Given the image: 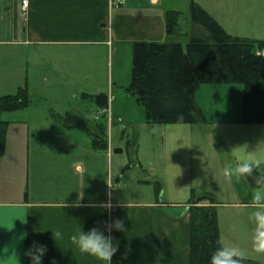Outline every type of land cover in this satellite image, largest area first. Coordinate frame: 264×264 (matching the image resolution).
Returning a JSON list of instances; mask_svg holds the SVG:
<instances>
[{
	"label": "crops",
	"instance_id": "0c3cea01",
	"mask_svg": "<svg viewBox=\"0 0 264 264\" xmlns=\"http://www.w3.org/2000/svg\"><path fill=\"white\" fill-rule=\"evenodd\" d=\"M119 1L29 0V9L25 12L23 0H0V96L15 94L25 86L32 94L38 80L52 87L53 79L66 77L64 73L71 71L67 64L55 63L42 76H37V69L32 75L26 73L25 49L30 45L36 47L34 61L49 58L59 62L82 48L118 53L120 47L128 44L134 47L137 41L161 42L156 38L165 36L170 39L166 15L170 10L179 11L172 7L177 0H123V5L114 7L113 3ZM180 1L189 5L193 1L206 7L201 0ZM37 64L42 70L43 66ZM114 80L112 73L110 86L115 84ZM80 94L84 98L89 93L81 89ZM96 94L101 93L89 95ZM195 98L207 121L194 125L203 127L208 144L198 142L187 147H191L193 160L186 167L187 172L182 171L191 173L197 188L194 185L178 187L184 192L180 201L176 197L159 199L158 185L152 200H139L143 197L137 195L128 199L125 194L106 192L110 187L108 179L107 189L105 184L98 188L97 176L89 172L87 145L82 155V145L77 139L80 137L77 133L84 131L76 127L35 124L10 130L6 153L0 157V264H31L25 253L34 243L47 247L42 264L53 261L55 264H106L81 253L70 237L80 229L87 232L98 227L104 231L106 222L118 219L124 221L127 230L111 232L114 242H119V251L111 264H190L189 209L191 197L197 192L217 198L222 246L238 247L225 234L230 232L224 220L226 210L235 209L240 215L248 209L251 212L257 188L247 178L225 177L223 171L250 153L264 159V122H245L243 84L202 85ZM95 106L99 108L96 103ZM222 135L231 139L226 143L217 142ZM91 147L102 150L94 149L92 141ZM112 149L108 146L103 151ZM166 170L162 166L161 176L168 182ZM259 170L264 176V163ZM158 172L154 170L156 175ZM117 181L118 185L122 182L120 178ZM160 183L163 181L157 182ZM56 230L63 236L55 241L52 232ZM242 235L245 236L239 231L237 237ZM251 235L248 238L254 242L255 232ZM244 258L260 262L257 257L244 255Z\"/></svg>",
	"mask_w": 264,
	"mask_h": 264
},
{
	"label": "rangeland",
	"instance_id": "374dc122",
	"mask_svg": "<svg viewBox=\"0 0 264 264\" xmlns=\"http://www.w3.org/2000/svg\"><path fill=\"white\" fill-rule=\"evenodd\" d=\"M201 1L206 5V7L203 5L201 7L211 16L213 15L217 21L223 22L224 28L231 35L264 40V0ZM174 3L172 7L181 11L185 17L183 25H186L185 30L188 34L182 35L177 41L186 48L192 35L190 5L184 4L180 0ZM156 39L162 43L171 40L167 36ZM35 49L36 47L31 45L25 49L26 73L29 72L32 75L33 71L37 69V76H42V74L49 73V65L55 63H65L70 66L71 71L67 70L64 73L66 77L53 79L54 86L52 87L41 84L38 80V84H34L36 90L30 94V106L15 112L4 113L2 118L9 121L7 134L10 130L13 132L21 127L34 126L35 124L42 127L62 128L83 120H86L89 128L97 133L100 131L101 125L98 122H106L103 130L108 138L109 146L113 148L111 151L93 150L90 136L85 132L77 133L80 136L77 139L82 145V155L86 153L84 147L87 145L89 172L93 176H97L98 188H102L105 184L107 189L108 179L110 187L106 192L110 190V192L125 194L128 199L137 195V197H143L139 200H152L156 193V181L161 182L162 180L159 199L176 197L178 201H180V197H184V192L178 190V187L194 185L197 188L191 173H185L187 172L185 170H188L186 167L188 164L191 165L190 162L193 160L190 158L189 149L191 147H187L198 142L208 144L205 141L207 136L205 130L203 127L190 124L151 125L147 123L144 107L137 103L135 96L126 91L132 77L133 45L128 44L120 47L118 53L108 50L98 52L96 49L82 48L78 52L64 56L66 59L62 58L59 62H54L49 58H45L43 62L41 60L34 61ZM38 62L43 66L42 70L39 69ZM112 73L115 76V84L110 86ZM81 89L89 94L106 93L109 97L108 107L95 109L93 99L82 98ZM40 91H44V93H40ZM69 114L70 116H68ZM227 139L231 138L222 135L216 141L226 143ZM116 149H122V152H115ZM107 152H110V155L107 156ZM163 161L165 163H162ZM182 165L184 168L181 167ZM162 166L167 167L168 182L161 176L164 173L161 171ZM175 168L180 171H176ZM155 169L159 171L157 175L154 173ZM133 176L136 177V181L132 178ZM117 178L122 180L119 185ZM139 181L145 182L140 183ZM137 190H141V193L136 192ZM201 194L196 193V195ZM204 203L208 204L209 201L206 200ZM253 211V208L251 212L248 209L247 213L243 212V215H240L237 210L235 212V209L226 210L224 220L227 230L230 228V232L227 231L225 234L244 252L245 256L257 257L259 263L264 264V253H258L255 250L254 242L248 238V235L252 237V232L254 233L256 230V224L251 218ZM239 231L245 236L237 237Z\"/></svg>",
	"mask_w": 264,
	"mask_h": 264
},
{
	"label": "trees",
	"instance_id": "16d2710c",
	"mask_svg": "<svg viewBox=\"0 0 264 264\" xmlns=\"http://www.w3.org/2000/svg\"><path fill=\"white\" fill-rule=\"evenodd\" d=\"M190 18L192 35L186 48L174 40L134 43L132 77L126 91L144 107L147 123L194 125L206 122L195 94L200 86L215 83L243 84L245 122L263 123L264 40L229 34L213 16L193 1ZM184 19L182 12L167 13L170 38L188 34L186 25H183ZM84 98L93 99L100 108L109 105L107 94H85ZM30 103L31 95L26 86L15 94L0 96V157L6 153L9 124L2 119L3 113L27 108ZM98 123L101 124V132L97 133L89 128L86 120L66 126L76 127L89 135L94 149L107 150L109 142L103 130L106 122ZM254 176L263 175L257 169ZM247 180L253 188L258 187L253 178ZM155 185L162 186L157 182ZM206 200L208 204L204 203ZM216 203L213 194H193L191 197L190 264H209L211 255L222 247ZM241 264L260 263L243 258Z\"/></svg>",
	"mask_w": 264,
	"mask_h": 264
},
{
	"label": "clouds",
	"instance_id": "9594fccd",
	"mask_svg": "<svg viewBox=\"0 0 264 264\" xmlns=\"http://www.w3.org/2000/svg\"><path fill=\"white\" fill-rule=\"evenodd\" d=\"M264 163V159L257 157L254 153L248 154L246 157L237 161L234 167H226L223 171L225 177H243L253 178L258 186L253 194L251 207L254 211L251 218L256 224L254 246L258 253H264V176H254L257 169ZM125 232L127 229L124 226L122 219L113 220L111 223H105L104 231L98 227H93L87 232L81 229L78 233L73 234L71 242L77 246L81 253L95 257L99 261L111 264L113 256L119 251V242L115 241L111 232ZM105 232L108 234L105 235ZM53 233L54 240L61 239L63 233L56 230ZM47 252V247L43 244H33L25 253L31 260V264H42V258ZM244 258V252L235 246L220 247L212 255L209 264H241ZM52 264H55L53 261Z\"/></svg>",
	"mask_w": 264,
	"mask_h": 264
},
{
	"label": "built area",
	"instance_id": "2783aa9c",
	"mask_svg": "<svg viewBox=\"0 0 264 264\" xmlns=\"http://www.w3.org/2000/svg\"><path fill=\"white\" fill-rule=\"evenodd\" d=\"M29 5H30L29 0H23L22 8H23V10H24L25 12L28 11V9H29ZM121 5H123V0H120L119 2H114V3H113V6H114V7H119V6H121ZM263 54H264V52H263Z\"/></svg>",
	"mask_w": 264,
	"mask_h": 264
},
{
	"label": "water",
	"instance_id": "95a60500",
	"mask_svg": "<svg viewBox=\"0 0 264 264\" xmlns=\"http://www.w3.org/2000/svg\"><path fill=\"white\" fill-rule=\"evenodd\" d=\"M101 94H105V93H101ZM115 152H122V149H116Z\"/></svg>",
	"mask_w": 264,
	"mask_h": 264
}]
</instances>
